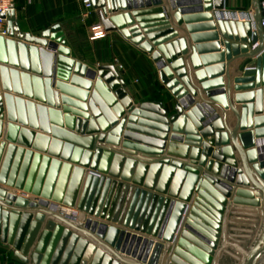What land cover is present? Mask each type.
I'll return each mask as SVG.
<instances>
[{
  "label": "water",
  "instance_id": "95a60500",
  "mask_svg": "<svg viewBox=\"0 0 264 264\" xmlns=\"http://www.w3.org/2000/svg\"><path fill=\"white\" fill-rule=\"evenodd\" d=\"M164 1L91 3L107 33L116 32L150 55L175 100L174 113L166 118L156 103L134 107L113 65L76 70L84 78L83 90H75L80 103L63 102L80 110L73 114L88 124L82 133L87 137L79 140L80 148L66 142L62 161L26 151L20 165L23 150L14 143L12 123L51 130L53 137L67 134L50 129L46 109L20 96L59 107L52 87L70 90L56 83L57 75L68 74L62 66H73L61 55L68 43L56 29L58 36L37 45H28L27 37L19 42L0 35V131L4 112L11 122L10 143L0 148H6L0 164V242L24 264H264V0L255 4L254 27L222 19V1ZM164 6L188 31L159 38L171 25L165 20L151 25L148 16L161 19ZM119 9L128 13L110 15ZM14 18L15 11L7 16ZM196 18L209 23L205 27L217 41L213 48L221 53L216 60L224 57L225 66L201 69L200 47H193L201 36L191 33L202 27L189 25ZM145 109L159 116L148 118ZM69 116L66 121H73ZM39 141L35 146L42 151L47 140ZM59 146L53 141L50 155ZM55 203L75 208L80 217L52 211Z\"/></svg>",
  "mask_w": 264,
  "mask_h": 264
},
{
  "label": "crops",
  "instance_id": "0c3cea01",
  "mask_svg": "<svg viewBox=\"0 0 264 264\" xmlns=\"http://www.w3.org/2000/svg\"><path fill=\"white\" fill-rule=\"evenodd\" d=\"M218 1H222L224 4V8L221 10L222 12L254 10L255 4L257 2V0ZM17 4V8H19V10L15 11L14 20L8 21L7 23V38L22 42L23 39L27 37L29 39V42L27 43L28 45H37V41H42L44 37L47 38L45 39L46 41H49L48 39L58 36L59 32L54 31L56 29L57 31H60L62 35V37L59 39L68 43L66 47L62 48L63 52L61 55L65 59L73 61V66L70 68L64 66L61 68V65H58V68L63 69L64 72L68 74L65 78L59 77L57 75L56 83H62L66 86V88L70 89L62 90L58 89L57 87H52L53 93H57V104L59 105L58 108L56 106L51 107L46 102H36L32 98L20 96L21 98L26 100L28 99L29 101H32L46 109L48 112L47 124L50 129L55 126L67 133L53 137L51 130H49L47 133H44L39 129L33 130L28 126H22L17 122L12 123V125L16 128L14 134V143L18 148L23 150V154L20 158V165H23L24 163V152L26 151H30L34 155L39 153L42 157L49 156L51 159L59 160L63 151V145L66 142L72 144L74 147L80 148L84 146V142H79V140L87 137L86 135H82V133H86L88 124L86 123L83 126L84 119L73 114L75 112H79L80 110L74 106H68L63 102V99H67L73 103H80L79 97L75 90L79 91L82 89L81 83L84 78L79 76L78 73H75L76 70H78V72L82 71L83 69L94 70L98 65H113L120 74L121 79H123L126 83V92L134 107H138L142 103H156L160 105V111H166V118L170 117L174 113L175 100L170 92L162 85L157 69L149 54L144 53L136 46L122 38L116 32L107 33V36L104 39L90 40L89 27L92 23L98 20L95 10H93L87 17L83 15L81 0H18ZM163 9L164 13L162 15L164 16L161 19L155 15L148 16V19H150L148 23H151V25L162 23L163 20L168 21L171 25L170 30H165L162 32L164 35H161L159 38L168 37L167 31H174L176 34L178 32L188 31L187 24L185 22L179 26L176 20L171 18L172 12H168L165 6ZM121 13L128 12L119 9L116 12H112L110 15ZM133 21L134 25L138 26V23L134 18ZM202 21V19L196 18L189 22V25L192 27H202L191 33V36H201L200 39L194 41L193 44V47H196V45H199L200 47L197 55L199 57L201 69L204 70L210 67H220L221 65L225 66L226 63L224 57L222 59L223 61L221 59L216 60V57L220 56L221 53L215 52L216 49L213 48L217 41L210 37V35L214 32L205 27V25H209L208 22ZM216 32H218L219 41H226L223 39L219 31ZM177 38H180V35H177V37L174 39ZM168 42H171V40ZM150 43L152 42L150 41ZM220 49L221 51H224V46H221ZM205 74L206 76H209L208 73ZM222 77H225L224 74ZM21 84L23 86L22 81ZM50 111H57L59 114V119L53 118ZM25 112L28 118L29 115L26 107ZM5 113L6 112H4V118L2 119L3 128L0 131V148L2 143H6V147L10 143L6 140V123L11 122L6 120ZM143 113H145V116L148 118L152 115L159 116V113L154 112L152 109H145ZM65 115H70L69 117H71L73 121L70 120L67 122ZM139 117L141 118V116ZM35 118L39 124V115L37 114ZM169 127H171L170 124ZM38 135L43 137L40 139L47 140L46 147L42 151L40 150V144H36L38 145L37 148L35 146L36 142H40V139L36 138ZM170 135L171 130L167 132L166 144L169 143ZM53 141L60 143V146L58 153L52 156L50 155V151ZM81 149L85 150L84 148ZM5 150L6 148H2L0 150V164L5 155ZM29 164L32 165V159H29ZM60 173L61 170L59 171V175ZM69 175L68 181H70L71 177V175ZM1 188L15 193L16 195L22 194V191H18L13 187L1 186ZM25 198L33 199L34 196L30 193H26ZM78 217H80V214ZM0 264L24 263L14 256L10 246L0 242Z\"/></svg>",
  "mask_w": 264,
  "mask_h": 264
},
{
  "label": "built area",
  "instance_id": "2783aa9c",
  "mask_svg": "<svg viewBox=\"0 0 264 264\" xmlns=\"http://www.w3.org/2000/svg\"><path fill=\"white\" fill-rule=\"evenodd\" d=\"M18 0H0V35L6 37L8 35L7 29V16L11 12L16 11ZM83 15L87 17L92 11L91 0H81ZM263 16L261 17L260 24L264 28V2H262ZM254 10L249 11H223L222 19L227 21H240L249 22L252 26H255L254 21ZM4 15L5 18H1ZM90 40H100L107 36V32L104 30L103 26L98 22H94L89 27ZM51 210L62 214L72 220H77L79 216V211L75 208L66 207L63 205L52 204Z\"/></svg>",
  "mask_w": 264,
  "mask_h": 264
},
{
  "label": "bare ground",
  "instance_id": "6f19581e",
  "mask_svg": "<svg viewBox=\"0 0 264 264\" xmlns=\"http://www.w3.org/2000/svg\"><path fill=\"white\" fill-rule=\"evenodd\" d=\"M7 37V36H6Z\"/></svg>",
  "mask_w": 264,
  "mask_h": 264
}]
</instances>
